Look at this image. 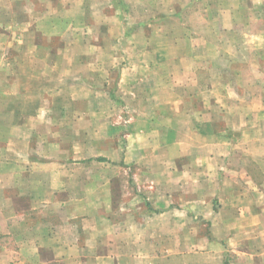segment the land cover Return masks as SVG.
<instances>
[{
	"label": "crops",
	"instance_id": "obj_1",
	"mask_svg": "<svg viewBox=\"0 0 264 264\" xmlns=\"http://www.w3.org/2000/svg\"><path fill=\"white\" fill-rule=\"evenodd\" d=\"M41 1L23 7L20 25L29 45L31 30L52 31L42 36L48 51L0 53V264H264V84L248 67L249 29L236 31L248 27L239 8L218 5L214 23L217 8L200 0ZM63 26L77 36L64 74L62 37L52 41ZM91 26L99 31L83 55L77 31ZM114 96L126 112L118 126L116 106L105 119ZM69 121L100 133L66 131ZM123 133L118 175L99 179L90 161L102 155L86 165L62 158L78 140ZM39 138L59 147L42 154Z\"/></svg>",
	"mask_w": 264,
	"mask_h": 264
},
{
	"label": "rangeland",
	"instance_id": "obj_2",
	"mask_svg": "<svg viewBox=\"0 0 264 264\" xmlns=\"http://www.w3.org/2000/svg\"><path fill=\"white\" fill-rule=\"evenodd\" d=\"M9 1L12 0H1V5L4 10L2 11V13L0 14V23H3V25H0V53L1 52H6L8 51L10 54L15 53L16 56H19L20 54L23 53V51H25L26 53L29 52H42V51H48V49H46V47L48 48L49 43H45L43 42V37L45 35H50V33L52 31H50L48 28H45L41 25V28H45V29H39V30H31L32 34L31 37L33 39L34 37V44L35 43H39V47H36L34 44L29 45V31H25L23 30L22 25H20L22 23V21L26 20V17L23 15V7L26 6L27 4L34 6L35 8L38 7V5H42L44 4V7H47V4L49 3H43L41 0H16V8L13 12H7V4ZM39 3V4H38ZM200 5H206L208 8L211 7L213 10V7H216L217 9L213 10V12H211V17L215 23V21H218V5L222 6V4H229L232 3L233 5H236L239 8V12L236 14L237 18L239 21L243 22L245 24V22H247L248 27L245 28V26H240L239 29H236L238 34H243L246 32V29H249L250 33H247V39L249 42V49L248 51L250 52V54L252 55V59H254V54H256V60H250L249 61V65L248 67L250 69H253L254 74H253V78L254 81L256 80L258 82V84H264V72L262 70H264V0H200L199 1ZM70 2H63V8L61 11V16L64 19H68L71 20V17L75 16L74 15V11L72 9H68L67 5H70ZM213 6V7H212ZM220 6V7H221ZM75 7V5L73 6ZM211 10V11H212ZM10 20H14L18 25L15 27H7L6 22L10 21ZM33 21H35V19H32ZM12 22V21H11ZM68 22L65 21L64 24ZM11 24V23H10ZM38 28H40V26H38ZM84 29L85 32H87V34L84 33ZM89 29V31H88ZM72 29H69L67 26H63V30H62V34H56V38L57 39H52V41L57 40V42H59V38L62 37V52H63V57L66 56L65 58H62V65H63V74L66 73L69 68V64L71 62V38H73L74 40L77 39V36H73L72 35ZM74 31V30H73ZM97 31H99L98 29L88 27V28H80L79 31H77V34H80L79 36V40H78V44L76 45V51L78 53H83V55H86L87 51L90 49H93L94 47L89 45L87 42V38L88 35L90 34V36L94 35ZM111 31H114L111 30ZM17 34V36H20V38L18 40H16V42L10 46L8 44V42H10L11 36L13 35L12 33ZM248 32V31H247ZM24 33V35L27 37V39L25 41L22 40V34ZM218 33V30H217ZM250 34L253 35L250 36ZM53 35V34H52ZM83 35L85 37H83ZM242 35V36H243ZM87 36V37H86ZM54 45V44H53ZM56 45H58V43H56ZM59 46V45H58ZM223 48H225V50H234V47L225 45ZM208 50V47H207ZM241 50V49H240ZM42 53H46V52H42ZM14 54V55H15ZM258 55V56H257ZM20 61H18L16 59V67L21 70V64H19L20 62H22V59H19ZM84 64H80L78 69H79V73H87L88 72V67L90 65H88L87 61H82ZM6 67V66H5ZM246 67V65L244 66ZM66 70V71H65ZM65 86V85H64ZM115 96L113 97V101L110 103V105L106 106L105 108V119L109 118V112H111L113 110L114 107H112L113 105L116 106V116L113 115V121L111 122L114 123V125L118 126L120 124V121L123 120L122 116L123 114H126V112H123V107L119 108V103H117L116 105L114 104L116 102ZM121 100V99H120ZM118 109V111H117ZM66 110L67 109H63ZM48 111L50 113V109H44L43 115L46 117V119H44V123H49V121H51V118L49 116L45 115V112ZM52 111V109H51ZM128 114V113H127ZM124 117V116H123ZM101 120V119H100ZM99 121V120H98ZM44 125L41 124L40 127ZM106 125L108 126V124L106 123ZM255 127H257L256 124H254ZM62 127L64 128V130L69 131L70 129H74L76 131V128H80V135L83 132H86V130L89 128V124H76V128H75V124H72L70 121L63 123ZM115 127V126H114ZM218 127H222V125H218ZM43 129H45V127H43ZM100 132L97 131V133L93 134V133H88L86 132V136L92 137V136H97V134H99ZM123 138H120L121 140H117V138L111 140V141H103V140H93L92 141H86L84 139L82 140H78V143H73L71 145V148L73 149V154L70 153V149H64L62 152V158H64V160L66 158H74L73 160H77L79 164H84L86 165L85 160L88 158H96L100 155L105 156L108 161L106 162H98L96 160L90 161V164H94L95 165V170L96 173L98 172V175H100L99 179H102L103 176L106 178V175L109 174L110 177L114 176V175H118V165L120 162H122V154L124 153V140L125 142L129 141V136L126 134H122ZM66 138V137H64ZM43 138H39V140L37 141L38 145L37 147L39 148L38 150L40 152H42V154H44L43 152H45L44 150H48L47 154L49 155V153H53L54 148L59 147V143H54L53 141L50 140H42ZM63 145L68 146L69 145V141L64 139L63 140ZM120 149V150H119ZM104 151H108V154L105 155L103 154ZM52 155V154H51ZM58 151H57V156H58ZM105 164V165H110L111 166V170H109L110 172H107L106 169H102L100 167H102L101 165ZM104 170V171H103ZM87 168H80L79 170V175L80 178H85V174H86ZM134 178H140L141 173L140 172H135L133 173ZM144 179H148L147 177L144 176ZM147 182V181H146ZM176 195L181 196V193H177ZM201 219H195L192 220V232L194 230H197L196 226L198 224V222H200ZM198 231V230H197ZM201 232L204 231V228H202L200 230ZM197 235L193 234L191 235V242L194 243V240L197 239Z\"/></svg>",
	"mask_w": 264,
	"mask_h": 264
}]
</instances>
